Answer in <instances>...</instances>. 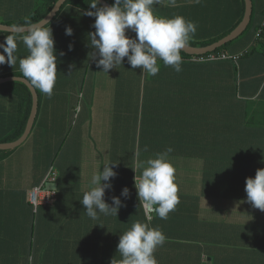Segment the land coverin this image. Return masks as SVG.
<instances>
[{
    "label": "crops",
    "instance_id": "1",
    "mask_svg": "<svg viewBox=\"0 0 264 264\" xmlns=\"http://www.w3.org/2000/svg\"><path fill=\"white\" fill-rule=\"evenodd\" d=\"M251 1L252 28L234 43L235 54L230 51L231 55L224 51L197 54L202 56L183 60L179 73L173 68L160 69L157 75L148 78L141 76V68L119 66L108 73L102 72L96 64L90 65L86 57H82L83 66L78 68H57L53 94L44 98L41 127L36 126L22 145L26 158L18 161L7 156L0 161V264H98L94 262L98 251L117 250L119 239L114 237H120L136 221L146 223L144 204L138 200L134 186L135 176L131 178L130 156L137 149L134 141L145 132L142 124L147 120L164 123L179 138L205 141L203 145L207 149L213 146L214 153L209 157L214 154L216 157V153L220 155L226 149L227 127L235 126V137L244 143L248 141L249 156L258 154L264 160V0ZM15 2L6 0V7L0 8L7 17L16 16ZM240 3L241 0H200L199 3L176 0L173 6L165 0L168 17L180 15L196 22L200 35L209 34L210 25L216 32L227 28L237 19ZM3 36L0 35V42L5 39ZM247 47L252 52L237 58L238 51ZM209 53L217 56L209 58L206 56ZM220 53H226L227 57H219ZM15 55L21 58L17 52ZM231 56L237 59V64L224 60ZM232 66L238 78L230 85L226 77L227 68ZM230 91L251 102L248 112L236 104L238 100L227 103ZM68 95L72 96L71 101ZM229 105H233L234 114L227 116ZM163 107L170 108L168 120L161 111ZM184 117L190 123L185 124ZM189 124L191 127L186 129ZM42 140L63 142L52 160L57 171V178L51 184L55 190L53 203L39 205L34 214L28 192L35 184L31 175L44 176L39 173L35 152ZM137 152L138 164L144 153ZM205 154L208 153L198 152ZM44 155L42 160L47 167L51 156L47 150ZM256 158L251 160V174L264 168V162L259 163ZM107 163H116L113 170L117 175L111 179L112 188L105 190V202L111 205L112 197L116 196L122 206L117 217L99 214V219L93 220L87 216L81 200L89 190L92 175L102 171ZM192 163L197 164L194 160ZM206 163L214 164L215 160ZM9 173L15 174L13 178ZM188 176L183 173L185 179L194 180L193 175ZM125 187L129 189L127 198L121 195ZM202 188L210 190L198 201L202 222L187 219L183 225L170 213V238L154 253L158 264H264V244L261 250L254 254L250 250L244 257L246 249L241 245L236 253L224 255L217 237L227 235L225 210L235 205L236 197L225 199L221 195L225 187L219 181L202 184ZM256 217L252 213L249 219L256 223ZM258 226L257 223L255 228L251 227L253 234H258ZM99 236L101 245L96 243Z\"/></svg>",
    "mask_w": 264,
    "mask_h": 264
},
{
    "label": "clouds",
    "instance_id": "2",
    "mask_svg": "<svg viewBox=\"0 0 264 264\" xmlns=\"http://www.w3.org/2000/svg\"><path fill=\"white\" fill-rule=\"evenodd\" d=\"M161 2L162 0H114L111 6H98L99 0H92L89 8L95 11L87 10L82 14L95 18L92 24L95 31L88 34V40L93 49L91 59L95 60L97 68L108 73L123 65L127 58L132 69H142L141 76L157 75L160 71L158 60L177 73L182 71L181 51L195 36L198 25L180 15L172 18L156 16L153 5ZM195 2L199 3L200 0ZM167 3L174 6L176 0H167ZM46 24L48 23L44 20L33 24L26 19V35H20L24 31L23 26L11 28L13 31H9L10 34L0 42V65L16 64L15 53L20 40L28 50V55L19 60L22 78L30 88L38 89L51 97L57 78L58 57L52 29ZM129 30L135 33V37L127 34ZM65 34L71 36L72 28L66 27ZM97 56L99 59H96ZM172 151L173 148L168 147L164 152L156 153L155 158L138 161L142 174L139 179L136 176L134 178L138 200L148 208L155 206L154 211L161 219H167L168 214L180 202L179 189L175 183L176 170L169 156ZM134 155L138 157L139 153ZM115 164L107 163L103 165L102 171L94 173L89 190L83 194L81 203L87 216L93 220L99 219V214L117 217L122 206L120 198L116 196L112 197L111 205L104 199L105 190L112 188L111 179L117 175L113 170ZM245 192L247 200L255 208L264 211V168L257 169L255 177L246 178ZM121 195L127 198L129 189L125 187ZM166 239L161 228L136 221L120 235L117 245L120 259L113 258L110 264H158L154 253L164 245Z\"/></svg>",
    "mask_w": 264,
    "mask_h": 264
},
{
    "label": "trees",
    "instance_id": "3",
    "mask_svg": "<svg viewBox=\"0 0 264 264\" xmlns=\"http://www.w3.org/2000/svg\"><path fill=\"white\" fill-rule=\"evenodd\" d=\"M16 1L17 2L13 4L17 9L16 16L13 17L14 22H10V20L8 19L4 21V23H8L11 25H15V24L24 25V21L26 19L31 23H35L47 14V12L51 9L52 5L55 3L56 0H27V1L16 0ZM106 1L109 2L111 5L114 3V0H106ZM91 3L92 0H65L60 6L59 10L54 15V17L48 22V24L45 25L47 27H51L53 32V36L55 40L54 46L58 57L57 68L66 67L69 69H73L83 66V64L81 65L80 63L77 62L78 60H81L82 57L88 58L89 59L88 63H90V65L92 63L96 64L95 60L91 59V53L93 49L90 47V42L88 40V34L90 32L95 31V29L92 28V24L94 23L95 18L82 14L84 11L87 10L95 11V9L89 8V5ZM98 6H102V5L99 3ZM153 9H154V14L156 16L169 18L168 4H165V0L164 2L162 0L160 4L153 5ZM243 12H244V0H241L239 6V15L237 19H235L234 22L231 23L227 28L219 32H216L214 26L210 25L211 28L209 30L211 31H209V34L204 33L203 35H200L199 32L196 31L195 36L189 40L188 44L192 46H205L220 39L239 23V21L243 16ZM252 16L253 14L251 13L250 21L247 27L238 37L226 42L220 47H217L215 50H213V52L224 51L227 54H229L230 52L233 54L235 52L233 48L234 43L238 41L246 33V31L252 28ZM263 21H264V9H263ZM66 27L72 28L73 34L71 36L65 34ZM9 34H10L9 32H0V35H9ZM26 34L27 32L20 33V35H26ZM127 34L131 37H135V33L132 32L131 30H129ZM81 42H85L88 48L82 46L80 44ZM251 52H252L251 47L242 49L238 51L239 55L237 58L246 56ZM60 53H63V55H60ZM17 54L21 58H24L28 55V50L22 42L18 44ZM200 56L202 55L187 54L184 51H181L182 60L184 59L192 60V57L197 59ZM20 59L17 58L18 63ZM96 59H99V57L97 56ZM235 59H233L231 56L224 60L230 61L231 64L234 63L237 64L236 61L237 59L236 60ZM158 64L160 65V69L172 68L170 66H165L161 60H158ZM123 66L131 67L127 63V58H125L123 65H120V67ZM17 71L18 72L12 71L9 74L22 76L20 69ZM145 77L148 78L152 76H148L145 74ZM236 78H238V73L236 72L235 66H232L231 68L230 67L227 68V77H226L227 83L232 85L234 83V80H236ZM35 90L38 96V107H37L36 117L34 119L31 131L28 134L26 140L17 147L24 145L25 142L28 139H30L36 126H38L39 129L41 127L40 120H41V112L43 110V104H44L43 102H44V98L45 97L48 98V96L40 92L38 89ZM161 93L162 91L160 92V94ZM228 100L231 103H233V101L236 103L238 100L239 102H237L236 104H240L241 106H243L242 109L245 112H248L249 106L251 104L250 101L244 100V98L240 97L236 91L227 92V103ZM167 103L169 102L167 101ZM30 107H31V94L28 87L24 83L20 81H7L0 84V142L13 141L21 135L27 117L29 115ZM70 107L74 108L73 105H71ZM169 109H170L169 107H163L161 110L163 115H165L166 120H168L169 118V112H170ZM178 110H180V108H178ZM226 111H227V116L233 115L234 114L233 105H229V107L226 108ZM243 115L244 114H242V116ZM185 118L187 121L185 122V124L190 123L189 118L184 117V119ZM144 127H145V132L141 134L142 138L140 136V139L134 141V143L137 144V146L134 147L137 149L130 156L132 162L130 165L131 166L130 170H132L131 178L133 179L134 176L140 177L142 174V168L138 169V164L136 163L137 158L136 155H134L138 150L144 153L143 155H140L139 161H146L149 158H155L156 153L164 152L168 147L173 148V151L169 154V156L176 170L175 183L177 184V186L180 185V187L178 186L179 189L178 196L180 202L179 204L176 205L175 210L171 211L170 213L172 214L174 213V217H178L179 221L183 225L187 219L192 220V222L193 221L202 222L201 205L198 203V201L200 202L202 200V195H204L205 192L210 191L207 188H202V184L209 185L211 184L212 181H219L221 186L225 187L223 192H221L222 190L220 191L221 195L225 196L224 197L225 199L236 197L235 205L243 206L245 211L248 210L249 217L253 213L257 216L256 217L257 219L259 218V216L262 219L264 218V214H263L264 211L262 213L260 209L258 210L257 208H255L247 200L246 192L238 191V187L242 186L241 185L242 183H243L242 187L245 186L246 178L255 176V173L251 174L250 172L251 160L257 157L256 159L257 161H259V163L261 160L262 162H264L263 156L261 155L257 156L258 154L253 155L252 157L249 156V148L247 146L248 141L244 143V141H241L240 139H237L235 137L234 134L235 126L227 127V139H226V147H225L226 149L220 152V155L216 153V157L215 154L214 156L209 157V154L214 153V151H212L213 146L209 145V148L207 149V147L204 146L206 145V143H204L205 141H200V140L193 141L187 137L179 138V134H175L171 132L170 129L167 128L164 123L161 124L160 122H150L149 120H147L146 124H142V129ZM190 127L191 125L189 124L186 127V129H189ZM176 136L178 137V139L175 138ZM62 142L63 141H59L58 144L52 145L51 141L42 140V143L41 144L39 143L38 148H36L35 152H36V158L39 159L40 174L42 173L45 174L47 167L53 165L52 160H54L56 153L59 151L62 145ZM128 144L129 141H127L126 145ZM145 149L147 150L145 151ZM45 150L49 151L51 156L50 163H48L49 165L47 167H45L44 161L42 160V157L45 156L44 155ZM10 151L11 150L9 149L6 150L0 149V161L7 154H9ZM199 151L208 154L198 155ZM213 159L215 160L214 164L209 165L208 163H206V161H210ZM192 160L196 161L197 164H193ZM183 173H187L189 175L188 177H191V175H193L194 180L188 178L185 179V177H183ZM31 176L33 183H35L34 185L40 183L42 179L40 176L36 174ZM236 181H239V183H234ZM34 185L31 186L33 187ZM215 192L216 195L219 196L217 194L218 191L216 190ZM29 204L32 213L36 214L39 205L34 207L30 202ZM43 205H48V204H43ZM228 205L229 204H227V206ZM231 206L232 205H230L229 207ZM143 207L145 210L144 205ZM154 207L153 210L149 212V214H147L145 210L146 223H148L150 227L161 228L164 234L165 231H167L168 235H166L167 237L166 240H168L170 238L169 232L171 228L169 224V219L172 214L170 215L169 213L167 219H161L154 211ZM227 213L228 211H226L225 216ZM252 222L249 219L245 223L246 229L242 230L243 235L254 233L253 228L256 227L257 221L256 223H252ZM225 224H226L227 234H230L228 230L231 225H228L227 222H225ZM221 237L222 236L217 238H221ZM119 238L120 237H114L115 240H118ZM101 240L102 237L99 236V238L96 240V243L98 245H101L102 243ZM88 242L89 240L87 238L86 243ZM113 258L120 259L117 250L108 253L103 251L100 252L98 251L97 256H94V262L98 264H105V263L110 264V261ZM84 264H88V262Z\"/></svg>",
    "mask_w": 264,
    "mask_h": 264
},
{
    "label": "rangeland",
    "instance_id": "4",
    "mask_svg": "<svg viewBox=\"0 0 264 264\" xmlns=\"http://www.w3.org/2000/svg\"><path fill=\"white\" fill-rule=\"evenodd\" d=\"M1 1L2 2L0 4V8L6 7V4L4 3V1H6V0H1ZM15 10L17 11V9H15ZM7 16H8V14H5L0 9V21L9 19L10 22H14L13 18H10ZM5 36L6 35H4L3 37H5ZM80 44L82 46H85L86 48H88V46L85 44V42H81ZM77 45H79V44H77ZM16 62L17 63L14 66H10L8 63H4V64L0 65V77L1 76H8V75H10L9 73H11L12 71L18 72L17 70L20 69L19 63L17 60H16ZM77 62L80 64L84 63L81 60H78ZM68 97L70 99L69 101H71L72 96L68 95ZM57 143H59V141H57V140L51 142L52 145H55ZM9 150H11V151L5 157L8 156V157L13 158V160L16 159L18 161H20L24 157L26 158L25 149L23 148V146L15 147V148L9 149ZM35 150H36V148H35ZM14 175H15L14 173H9V177H11V178H13ZM234 183H239V181H236ZM46 185L51 186L50 183H48ZM241 185L243 186V183ZM242 186L238 187V191H244L245 192V186L244 187H242ZM225 213H226V210H225ZM262 213H263V211H262ZM249 218L250 217H249L248 210L245 211L243 206L232 205L231 207H229V211L226 214V221L225 222H227L228 225H231L229 230H228V232L230 234L225 235V237L217 238L218 243L220 244V249L225 251L224 255L230 256L233 252L236 253L237 252L236 249L240 248V245H241V247H244V249H246V251L242 254V257L247 256L248 252L250 250H254L253 251V254H254L256 251L261 250L263 248L264 236L261 235V233L264 232V231H262L263 226H264V220H262V218H260V216L257 219V223L259 225L258 234L243 235L242 230L246 229L245 223L249 220ZM231 248L235 249V251H233V249H231ZM260 262L262 263V258H260Z\"/></svg>",
    "mask_w": 264,
    "mask_h": 264
},
{
    "label": "water",
    "instance_id": "5",
    "mask_svg": "<svg viewBox=\"0 0 264 264\" xmlns=\"http://www.w3.org/2000/svg\"><path fill=\"white\" fill-rule=\"evenodd\" d=\"M64 1L65 0H56L55 3L52 5L51 9L47 12V14L35 23H39L41 20H44L45 23L46 22L48 23L54 17V15L59 10L60 6L62 5V3ZM99 3L102 6H111V4L108 3L106 0H99ZM251 12H252V1L251 0H244V12H243V16H242L241 20L226 35H224L220 39H218V40H216V41H214L208 45H205V46H192V45L188 44V46L185 49H183L182 51H184L187 54L197 55V54H203V53H207V52H211V51L215 50L217 47H220L221 45L225 44L226 42L236 38L239 34H241L245 30V28L247 27V25L250 21ZM35 23H33V24H35ZM19 26H23L24 27L23 32H27V29H26L27 26L26 25H9V24H5V23H0V29L3 30L2 32L13 31L11 28L19 27ZM7 81H20L28 87L30 94H31V107H30L29 115L27 117L24 129H23L21 135L13 141L0 142V149H2V150L12 149L14 147H17L18 145H20L22 142L25 141V139L27 138L28 134L31 131L34 119L36 117L37 107H38V96H37L36 90L30 88L26 84V81H24V78H22V76L8 75V76H1L0 77V84L3 82H7Z\"/></svg>",
    "mask_w": 264,
    "mask_h": 264
},
{
    "label": "built area",
    "instance_id": "6",
    "mask_svg": "<svg viewBox=\"0 0 264 264\" xmlns=\"http://www.w3.org/2000/svg\"><path fill=\"white\" fill-rule=\"evenodd\" d=\"M206 56L209 58H214L217 55L213 53H209ZM221 58L227 57L226 53H220L218 55ZM57 178V171L53 165H50L44 176L42 177L40 183L34 185L28 193V201L36 207L37 205L42 204H50L53 202L55 198V190L51 186H47L46 184H52ZM145 206V205H144ZM146 213L149 214L153 210V208H148L145 206Z\"/></svg>",
    "mask_w": 264,
    "mask_h": 264
}]
</instances>
